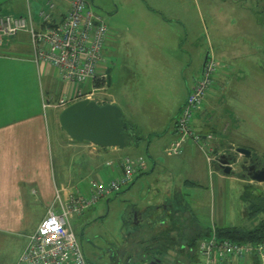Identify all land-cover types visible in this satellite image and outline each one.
<instances>
[{"label": "rangeland", "instance_id": "rangeland-1", "mask_svg": "<svg viewBox=\"0 0 264 264\" xmlns=\"http://www.w3.org/2000/svg\"><path fill=\"white\" fill-rule=\"evenodd\" d=\"M3 1L0 4V14L18 15L23 11L24 0H16L15 6L6 5ZM149 1L154 5L153 0ZM33 2L34 0L31 4ZM180 2L186 5L185 20L189 23L187 33L190 35V42L186 40L183 47L186 52L176 56L167 47L160 55L157 48L140 65L135 56L134 43L136 39L140 40L136 37V29L139 20L142 21L141 8L147 5V0H94L91 3L93 9L114 30L116 39L119 38L121 42L115 51L117 61L112 78L113 87L126 89L124 97L128 98L130 105L123 104V117L136 124L142 137L137 145L121 148V156L143 157L146 170L137 176L133 185L101 198L94 207L71 219L88 264H127L129 256H132L130 264H150L153 258L148 260L147 253L149 252L151 258L156 246L161 247L164 242V250L168 254L161 264H203L201 256L191 258L193 251L188 253L179 248L181 243H187L183 240V235L187 238L195 232L210 230L213 226L253 228L264 218L263 212L249 216L246 203L241 198L246 184L251 185V192L264 195V183H257L249 177L241 178L237 173L244 171L239 164L232 167L237 172L224 175L215 162L209 164L200 148L196 155L189 151L181 155L165 153V147L173 136V121L179 103L190 92V86L201 76L207 52H213L216 53L217 60L226 61L231 69L226 73L230 79L222 85L226 86V90L219 93L221 103L217 107L212 105L207 111L206 130L215 133L214 139L208 145L212 148L218 147L219 151H234L237 146L246 147L264 161V2L257 4L255 0H236L240 6L244 4L243 9L246 12L242 15L233 14L229 7L220 13L221 5H225L222 0ZM207 4L211 5V13L206 10ZM157 13L156 16L159 15ZM202 13L211 26L209 29L202 24ZM213 15L218 23L220 18L225 19L223 24L227 27L226 38L214 37L212 25L217 24V19L213 20ZM115 29H120L118 37ZM152 31L156 33L155 30ZM208 31L213 40L210 39ZM158 32L160 36H164L163 40L156 39L158 41L168 42L171 38L164 29H158ZM123 67H126L124 77L117 83V76H121ZM108 92L106 89V93ZM108 94V99L113 100V96ZM45 97L55 100L52 94L47 93ZM211 104L212 102L209 103ZM63 109L60 108V112ZM54 131L55 127L51 123V135ZM54 154L55 169L59 170L63 159L64 165L70 163L68 160L72 151L61 158L55 148ZM237 157L238 163L244 159L239 153ZM81 159L77 157L80 165L83 164ZM88 183V179L81 183L83 193L90 194L91 185L88 187ZM177 189L184 194V207L187 208L179 213L178 227L172 233L174 241L166 244L164 239H160L147 244L153 231L157 230L156 233L160 235L168 226L164 227V224L157 223L155 219L160 215V207L164 205V201L167 198L174 199ZM152 205L160 207L158 210H150L152 216L145 225L140 223L136 227L129 221V215L134 208L142 212ZM23 223L27 226L16 230L14 235L0 234L5 237L0 242V262H17L29 234L26 228L32 221ZM168 224L172 226L171 223ZM142 258L146 260L141 261ZM259 264H264V261Z\"/></svg>", "mask_w": 264, "mask_h": 264}, {"label": "crops", "instance_id": "crops-1", "mask_svg": "<svg viewBox=\"0 0 264 264\" xmlns=\"http://www.w3.org/2000/svg\"><path fill=\"white\" fill-rule=\"evenodd\" d=\"M2 1L3 0H0V4ZM32 1L33 0H29V4L33 12V24L36 29H41L43 26L40 12L46 8L48 1H53L57 5L56 11L53 14L54 20L56 21L61 20L70 7L69 0H34L33 4H31ZM180 1L181 0H158L155 2V0H153L154 5H152L150 1L147 0V5L141 8L142 23L139 20L136 29V37L141 41L136 39V43H134L136 47L135 56L137 61H139V65L141 61L147 59L149 57L148 55L157 48L160 55L164 53L167 47L171 49L172 53H176V56L186 52L183 47L186 44V40L190 42L188 39L190 35L187 33L189 23L185 20V15L187 14L186 5H184V2L182 5ZM235 1L222 0V4L225 5H221L220 13L224 11L223 9L229 7L235 15L244 14L246 12L243 9L244 4L240 6ZM255 1L257 4L264 2V0ZM3 2L9 6H15L17 3L16 0H4ZM93 2L94 0H91V3ZM26 5L27 0H24L22 2L23 11L18 15H22L26 12ZM210 7L211 5L207 4L206 10L208 13H211ZM35 9L37 11H35ZM156 13L159 15L156 16ZM202 17V24L206 29H209L211 26H209L205 20L204 13H202ZM215 19L217 18L213 15V20ZM224 20V18H220L218 23L217 19V24L212 25V27H214L213 35H215V38L219 37L224 39L227 37L225 35L227 27L223 24ZM143 22L145 23L143 24ZM109 28L111 29L110 26ZM150 29L155 30L158 34ZM158 29H164L171 36L168 42L156 40H160L164 37L160 36ZM118 30L120 29H115L117 37L120 35ZM208 34L211 35L209 31ZM144 35L145 38H143ZM210 39L213 40L212 35ZM30 40V34L22 31L13 37L6 38L4 44L0 46L1 235H14L16 230L27 226L23 223L27 220L32 221L26 228L28 233L34 232L40 222L46 217L49 208L53 206L58 208L60 199L66 202L70 194L78 193L79 191L82 192L81 183H83V180H89V187L93 179L101 180L115 174L118 171V161L120 157H122L120 148H102L97 145L95 146V144L91 142H77L72 140L63 131L59 122L60 108L55 107L54 104L60 98L64 97L73 98L74 101H72V103L80 100L76 97L79 85L77 83L75 84L58 79L50 64H44L42 66L37 65L31 59L33 49ZM224 41L225 40H221V42ZM120 45L121 42L119 38L116 39L114 30L111 29L105 51V69L108 74L106 89L109 91L108 93L113 96V100L111 99L112 101L110 103H115L124 110L123 104L130 105L128 98L124 97L126 89L124 90L120 86H118V89H115L112 80L115 75V62L117 61L115 51ZM213 54L216 56V53ZM218 61L221 65L219 79L220 81L226 82L230 79L226 73H228V69H231V67L227 65V62L224 60L219 59ZM120 67L117 69V74ZM125 68L126 67H123L121 70V76H117V83L121 82L123 79ZM47 93L55 96V100L51 101L50 99V106H44V101L46 102L49 100L45 97ZM186 97L187 95L179 103L173 126ZM219 100L220 98L218 97H211L206 107L198 113L194 121V126L198 127V130H204L205 132L211 131H206L207 123L205 119L207 118V111L212 108V105L216 107L217 105L219 106L221 103ZM210 102H212L211 105H209ZM214 102L215 104H213ZM51 123L53 127H55V131L52 135L50 133ZM169 129H172L171 126H169ZM173 137L174 136H172V138ZM55 148L58 149V156L61 158H63L67 152L72 151V156L70 160H68V163H70L64 165L63 159V165L60 166L59 170L55 169ZM198 150V146L191 142L190 139L184 144L185 154L189 151L192 155H196ZM84 155H86L85 158L83 157ZM77 157L82 158V165H80L79 161L77 162ZM144 170H146L145 167ZM165 202L172 203V205L174 204L178 210L186 208L184 207L185 196L182 192L178 191V189L176 190L174 199L167 198L164 203ZM151 209L158 210L157 207L152 205L147 208L146 211H137V213L140 212V220L135 223L136 227L140 226V223L145 225L147 220L149 221V218L152 216L150 213ZM173 209L175 208L173 207ZM155 213H157V211L154 212V214ZM162 214V217L159 215L155 219L158 223H161L160 219H165L163 218V216H166L165 212H162ZM156 231L157 230L152 232L151 230L152 238H148L147 244H152L154 238L158 240L156 237L160 235H158ZM4 239L5 237L0 236V242H3ZM24 247L25 246H23V249ZM17 262L15 264H17ZM0 264L4 263L0 262Z\"/></svg>", "mask_w": 264, "mask_h": 264}, {"label": "built area", "instance_id": "built-area-1", "mask_svg": "<svg viewBox=\"0 0 264 264\" xmlns=\"http://www.w3.org/2000/svg\"><path fill=\"white\" fill-rule=\"evenodd\" d=\"M70 7L59 21L53 14L57 5L47 2L40 12L43 26L36 29L33 12L27 0L26 12L22 15L0 14V46L5 39L28 32L33 49L31 59L39 66L50 64L58 79L77 83L79 99H91L100 104L110 103L106 93L108 74L105 69L106 48L111 29L102 16L91 6V0H69ZM221 65L213 53L204 60L201 76L191 87L176 121L178 136L165 149L167 154L180 155L184 144L190 139L195 145L206 150L209 164L216 162L220 155L233 154L236 150H223L213 155L209 147L214 134L204 138L194 128L196 115L207 104L214 93V85L220 74ZM217 86V85H215ZM108 95V96H107ZM73 98H61L55 107L65 108ZM50 100L44 106H50ZM211 153V154H210ZM217 155V156H216ZM212 156V157H211ZM234 167V164H230ZM143 166V160L127 157L123 170L106 181L92 180L90 194L72 193L68 201L59 200V207L49 208L46 217L37 229L27 235L26 245L17 264H88L83 247L71 225V219L93 207L101 198L130 184L136 169ZM199 253L203 264H255L251 256H260L264 261V244L238 243L227 238H219L216 229L200 241ZM131 261V259H130Z\"/></svg>", "mask_w": 264, "mask_h": 264}, {"label": "trees", "instance_id": "trees-1", "mask_svg": "<svg viewBox=\"0 0 264 264\" xmlns=\"http://www.w3.org/2000/svg\"><path fill=\"white\" fill-rule=\"evenodd\" d=\"M21 15V14H20ZM204 64V63H203ZM217 85V86H215ZM214 85V93H212L211 96L208 97L207 99V104H208V101L211 97H219V93H222L223 90H226V86H222V85H225V82H221L220 79H219V76L217 77V84ZM225 88V89H224ZM61 99V98H60ZM59 99V100H60ZM58 100V101H59ZM57 101V102H58ZM51 102V101H50ZM56 102V103H57ZM185 102V101H184ZM206 104V105H207ZM206 105L204 106V108L206 107ZM203 108V109H204ZM202 109V110H203ZM201 110V111H202ZM200 112V111H199ZM198 112V113H199ZM198 113L196 115V118L198 116ZM180 114V113H179ZM178 114V116H179ZM178 116L176 118H178ZM177 121V119H176ZM127 124H128V131H127V143L128 145H137L139 143V141L142 139L141 135H139V130L137 128V126L129 121H126ZM194 124V123H193ZM194 128L196 130H198V127L194 126ZM207 131V130H206ZM204 130H198V133L203 135L202 137L204 138L208 133H212L215 135V133L213 131H207L205 132ZM172 135L174 136L172 139L176 138L178 136L177 134V131H176V122L173 126V130H172ZM206 138V137H205ZM171 139V140H172ZM85 142H88V141H85ZM220 142V141H219ZM169 144V143H168ZM168 144L166 145V147L168 146ZM100 147V146H99ZM165 147V149H166ZM212 147V146H211ZM233 147V146H232ZM102 148H105V147H102ZM198 148H200L198 146ZM209 148L205 147L204 149L200 148V150H202L205 155H206V150L208 151ZM214 149V153H218L219 149L218 147H215L213 148ZM229 151V150H228ZM209 152V151H208ZM166 153V152H165ZM167 154V153H166ZM181 154H184V150ZM180 154V155H181ZM253 156H255V158H257L258 160H261V158L254 154L253 153ZM127 157H130L132 158L131 156L129 155H126L124 157H122L120 160H119V166H118V171L115 173V174H118L119 172H121V170H123V161L124 159H126ZM221 157V155L219 156V158ZM143 160V166H141L140 168L138 167L136 169V172H135V178L133 180V182H131L130 184L128 185H125L123 187H126V186H131L135 183L136 179H137V176L139 174H142V173H145V170H144V166H145V163H144V159L143 157H138V158H132V159H141ZM218 158V159H219ZM263 161V160H261ZM216 164V163H215ZM144 170V171H143ZM220 171L224 174V175H227L226 173H224L221 169ZM237 172V171H235ZM239 176H242L241 178L243 177H249L250 176L248 174H245L244 172L242 173H237ZM114 174L108 176L107 178H104V179H101V180H98V179H94V180H98V181H106L105 179H109L111 176H113ZM229 175V174H228ZM231 175V174H230ZM123 187H121L119 190H116V191H120ZM114 191V192H116ZM113 193V192H111ZM110 193V194H111ZM108 194V195H110ZM104 198V197H103ZM241 198L242 200L246 203V207H247V212L249 214V216H253V215H257L258 213L260 212H263L264 213V195H261V193L259 194H255L253 192H251V185L250 184H246L244 186V192L243 194L241 195ZM101 200V199H100ZM99 200V201H100ZM98 201V202H99ZM97 202V203H98ZM96 203V204H97ZM95 204V205H96ZM94 205V206H95ZM93 206V207H94ZM160 207V206H159ZM158 207V208H159ZM173 207L175 209H173ZM163 208V209H162ZM187 208V207H186ZM161 209V212H160V215L162 214V212H165V215L166 216H163V218L165 219H160V222L162 224H164V227L165 229H163L160 233V236L156 237L158 238V240L156 241H159L160 239H164L166 241V244H168V241H174L175 237L174 235H172V232L175 231L177 229V223L179 222V213L183 211L182 210H178L176 209V206L172 203H164V205L162 207H160ZM134 210H136L134 208ZM132 211L129 215L130 217V222H133L134 224L139 221L140 217H139V213H137L138 210L136 211ZM167 212V213H166ZM177 213V214H176ZM137 214V215H136ZM163 215V214H162ZM161 215V217H162ZM136 220V221H135ZM135 221V222H134ZM148 221V220H147ZM157 222V221H156ZM158 223V222H157ZM168 223H171L172 226H170V224ZM163 227V228H164ZM216 229V232H217V235L219 238H227L233 242H238V243H251V244H254V245H257V244H264V218L256 225L254 226L253 228H243V227H239V226H234V225H227V226H222V227H216V226H213L210 230H206V231H198V232H195L194 234L192 235H189V237H185L183 235V240L185 239V241H187V243H181L179 245V248L183 251V250H186L188 253L192 252L191 253V258H195L197 255L200 256V253H199V246H200V241L203 240L204 238L208 237L210 235V233L212 232V229ZM154 241H155V238H154ZM153 241V242H154ZM155 241V242H156ZM157 244V243H156ZM164 246H165V242H164V245L159 247V246H156L157 248L152 252V257L150 258L149 257V252L147 253V256H148V260L149 259H152L153 256H157L160 258L161 262L163 261L164 258H166L167 256V252L164 250ZM155 248V247H154ZM130 259H132V256H129L128 257V260H127V264H130ZM146 260V258H142L141 261L143 260ZM251 260L255 263V264H259L260 261H262V257L260 256H251ZM160 262V264H161Z\"/></svg>", "mask_w": 264, "mask_h": 264}, {"label": "water", "instance_id": "water-1", "mask_svg": "<svg viewBox=\"0 0 264 264\" xmlns=\"http://www.w3.org/2000/svg\"><path fill=\"white\" fill-rule=\"evenodd\" d=\"M123 116L121 107L115 103L100 104L86 98L65 107L59 114V122L63 131L74 141H88L100 147L121 149L128 145V124ZM236 151L242 154L243 158L253 156L251 150L246 147L237 146ZM237 161V156L223 154L215 163L224 173L232 174L230 164ZM249 176L257 183H264V164L255 168ZM160 262L157 257L151 264Z\"/></svg>", "mask_w": 264, "mask_h": 264}, {"label": "flooded vegetation", "instance_id": "flooded-vegetation-1", "mask_svg": "<svg viewBox=\"0 0 264 264\" xmlns=\"http://www.w3.org/2000/svg\"><path fill=\"white\" fill-rule=\"evenodd\" d=\"M233 155V154H232ZM236 156V155H235ZM238 158V157H237ZM233 164L235 165H237V164H239L240 165V169L242 170V171H244V173H246V174H251V172H253V170L255 169V168H260V167H262L263 166V164H264V162H262L261 160H258L257 158H255V156H252L251 158H244V159H242V160H240L239 161V163H238V161H237V163H235V162H233ZM244 166V168H242ZM252 166H254V167H252ZM233 173H234V171H233ZM157 258V256H153V259L152 260H150V264L153 262V260L154 259H156Z\"/></svg>", "mask_w": 264, "mask_h": 264}]
</instances>
